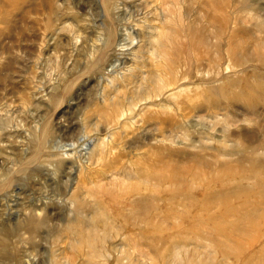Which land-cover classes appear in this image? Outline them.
Here are the masks:
<instances>
[{
    "label": "rangeland",
    "instance_id": "obj_1",
    "mask_svg": "<svg viewBox=\"0 0 264 264\" xmlns=\"http://www.w3.org/2000/svg\"><path fill=\"white\" fill-rule=\"evenodd\" d=\"M172 31L190 99L118 122L175 77ZM263 57L264 0H0V264H264Z\"/></svg>",
    "mask_w": 264,
    "mask_h": 264
},
{
    "label": "bare ground",
    "instance_id": "obj_2",
    "mask_svg": "<svg viewBox=\"0 0 264 264\" xmlns=\"http://www.w3.org/2000/svg\"><path fill=\"white\" fill-rule=\"evenodd\" d=\"M104 6V5H103ZM105 10V9H104ZM108 12V11H107ZM127 13H128V11H127ZM107 14V13H106ZM128 15V14H127ZM151 16V15H150ZM108 17V16H107ZM109 19V18H108ZM132 19V18H131ZM135 20V19H134ZM111 21V20H110ZM109 22V21H108ZM127 22V21H126ZM110 23V22H109ZM224 20H222V21H220V23H219V27H221V28H224L227 24H228V20L224 23ZM138 24V23H137ZM137 24H134V26L135 25H137ZM111 25H114V24H112L111 23ZM213 25V24H212ZM109 26V25H108ZM121 26V25H120ZM107 27V26H106ZM133 27V26H132ZM137 27V26H136ZM109 29H108V36L106 37V39L105 40H102L103 42H102V45H104V46H108L109 45V43H110V38H111V29H110V26L108 27ZM180 28V27H179ZM183 28H185L184 26H183ZM181 29V28H180ZM116 30V29H115ZM124 30V29H123ZM122 30V31H123ZM159 30V29H158ZM122 31H120V33L119 32H117V33H115V35L114 34H112V35H114L113 36V38H114V44L115 45H117L119 48H117L118 49V51L119 52H121V51H124V47H125V45H124V41L126 40V38H127V36H128V33L127 32H122ZM182 31L184 32V30L182 29ZM176 32L175 31H172L171 33H169V35L170 36H168V38L169 37H175L174 38V40H177L178 41V44L179 45H174L173 43H172V45H171V43H166L167 44V50H165V53H166V55H168V57H169V59L168 60H166V61H163V60H160V62L158 63V64H160V63H163V64H165V66L167 65H170V64H174V62H173V58H172V56L173 55H177V53H178V57H180L181 59H182V56H181V54H185L186 53V50H187V48H188V42H190V38H187V36L184 34V33H181V34H175ZM134 37V36H133ZM129 38H130V35H129ZM132 38V37H131ZM159 38L157 37V35H156V37H155V42H158L159 40H158ZM99 40V39H98ZM221 40V39H220ZM218 41V40H217ZM222 41V40H221ZM122 42V43H121ZM100 43V42H99ZM132 43V42H131ZM130 43V44H131ZM94 44V43H93ZM152 44H154L153 43V41H152ZM191 44V43H190ZM99 45V44H98ZM155 45H156V43H155ZM101 46V45H100ZM216 46H217V44H216ZM96 47V46H95ZM103 47V46H102ZM97 48V47H96ZM126 48H127V46H126ZM153 48H154V46H153ZM158 48V45H157V47H156V49ZM99 49V48H98ZM107 49V48H106ZM128 49V48H127ZM192 49V48H191ZM216 50V52H217V58L219 57V52H218V48H215ZM229 49V48H228ZM154 50H155V48H154ZM154 50H152V52L154 53L155 51ZM202 50H204V49H202ZM234 50V49H233ZM106 51V50H105ZM104 51V52H105ZM206 52V51H205ZM204 52V53H205ZM101 53H103V52H101ZM118 53V52H117ZM124 52H121V54H123ZM150 53H151V51H150ZM207 53V52H206ZM205 53V54H206ZM119 55V54H118ZM156 55V54H155ZM157 56H159V55H157ZM122 57V56H121ZM228 57V56H227ZM160 58V57H159ZM249 59V57L248 58H246L245 60H248ZM207 60V59H206ZM229 60V59H228ZM256 60H258L257 62L259 63V66H262V67H264V57L263 58H261V59H257L256 58ZM208 61V60H207ZM240 61V60H239ZM251 61V60H250ZM103 61H101V63H102ZM226 62H227V59H226ZM178 63H182V64H180V65H178L177 66V72H176V75H175V77L174 78H170L169 80H164L163 79V81H161L162 79H161V77H159V79H161L160 81L162 82L161 84L160 83H158V82H156V83H158V85L160 84L161 86H159L156 90L155 89H151V90H155V92L153 91V94L152 95H149L148 96V94L151 92H149L148 94H147V98H146V96H143V97H145V99H144V101L143 100H139V103L138 104H133L132 106H130L129 108H128V110L127 111H125V112H122L121 113V115L118 117V122L120 121V120H124L123 119V117H125V118H127V120H129V122H131L132 121V119H133V115H134V113H135V111H137L136 110V108L138 107V109H139V107H141V105H144V106H146V105H148V106H151V107H154L155 108V111H159V110H162L164 113L165 112H168V111H176V110H181L184 106H182V105H184L185 103L183 102L185 99H190L189 97H188V95H187V93H188V84H189V80L191 79V72H192V67L191 66H188V63H184V58L182 59V60H179L178 61ZM216 64H219V63H216ZM120 65H121V61H119V59H116L115 60V62H113V63H111L108 67H106V71H107V75L105 76V77H107V78H105L106 79V81H107V85H111L112 87H113V82H114V80L115 79H124L123 78V74L122 73H119V71H118V69H119V67H120ZM236 63L234 62V60H233V63H227L226 64V66H225V70H228L229 68H230V66H231V68L233 67L234 69H235V67H236ZM99 66H100V64H99ZM199 64H197L196 66H195V71H194V74H193V76L195 75V76H198V75H202L203 73H202V71H200L199 69H197V68H199ZM169 67V66H168ZM221 70V69H220ZM165 71V70H164ZM163 71V72H164ZM232 71V70H231ZM233 71H235V70H233ZM204 72V71H203ZM220 72V71H219ZM161 73H162V71H161ZM208 73V72H207ZM206 73V75H208V74H210V73H208L207 74ZM218 75V74H217ZM235 75V74H234ZM216 76V75H215ZM233 76V75H232ZM168 77V76H167ZM168 79V78H167ZM227 80V79H226ZM243 81V80H242ZM155 82V81H154ZM163 82H165V83H163ZM249 83V82H248ZM105 85V84H104ZM107 85H105L106 87H108ZM115 85V84H114ZM157 85V84H156ZM106 87H104L103 88V98H104V96H106ZM152 88L153 87H155V85L154 86H151ZM150 87V88H151ZM242 87V86H241ZM197 89V88H196ZM199 89V88H198ZM148 92V91H147ZM189 93H190V91H189ZM99 94H100V92H99ZM262 94V93H261ZM250 95V94H249ZM251 96V95H250ZM167 99V100H164V99ZM168 99H170V100H168ZM105 100V99H104ZM138 100V99H137ZM136 100V101H137ZM191 101V100H190ZM137 103V102H136ZM211 103H213L212 101H208V102H205V105H206V108L207 109H209V107L212 109V108H216L217 107V105L216 106H214V105H212ZM219 107H220V105H219ZM127 108V107H126ZM194 108H200L198 105H197V107H194ZM148 109V108H147ZM150 109V108H149ZM152 109V108H151ZM145 112V111H144ZM177 112V111H176ZM181 112V111H180ZM141 113H143V112H141ZM180 114V113H179ZM184 116V115H183ZM183 116H182V118H183ZM139 117H141V116H139ZM199 120H200V117L198 118ZM141 120H143V119H141ZM201 120H202V118H201ZM134 121H137V120H134ZM134 121H132L131 123H133ZM181 121H183L182 119H181ZM217 121V120H216ZM127 122V121H126ZM129 124V123H128ZM136 124V123H135ZM187 124V123H186ZM119 125V124H118ZM121 125V124H120ZM133 125V124H132ZM170 126H171V128H172V123L170 122V124H169ZM201 125V124H200ZM200 125H199V128H200ZM210 125V124H209ZM189 126V125H188ZM118 127V126H117ZM132 127V126H131ZM130 127V128H131ZM190 127V126H189ZM193 127V126H192ZM194 128V127H193ZM121 129V128H120ZM126 129H128V128H126ZM123 130V129H122ZM180 130V129H179ZM200 130V129H199ZM198 130V131H199ZM206 129H204V131H205ZM118 131V130H117ZM123 131H125V130H123ZM123 131H121V132H123ZM196 131V130H195ZM208 131V130H207ZM85 132H86V129H85ZM162 133V132H161ZM210 133V132H209ZM212 133H214V132H212ZM175 134V133H174ZM177 134V133H176ZM44 135V134H43ZM43 135L41 136V139L38 141V143H42V140L44 139V137H43ZM88 135V134H87ZM163 136H164V134H163ZM178 136V135H177ZM202 136V135H201ZM206 136V135H205ZM46 137V136H45ZM97 137V136H96ZM95 137V138H96ZM204 137V136H203ZM210 137V136H209ZM31 138V137H30ZM85 138V137H84ZM98 138H99V136H98ZM100 138H102V137H100ZM99 138V139H100ZM108 138H110L109 136H108ZM112 138V137H111ZM206 138V137H205ZM51 139V138H50ZM83 139V138H82ZM106 139V138H105ZM113 139V138H112ZM188 139V138H187ZM223 139V138H222ZM226 139V138H225ZM224 139V140H225ZM93 140H94V138L93 139H91V141L92 142H90L91 144H93L94 142H93ZM161 140V139H160ZM173 140V139H172ZM190 140V139H189ZM214 140V139H213ZM219 140V139H218ZM218 140H216L215 139V141H217V143H218ZM223 140V141H224ZM83 141V140H82ZM81 141V142H82ZM88 141V140H87ZM96 141V140H95ZM97 141H98V139H97ZM106 141V140H105ZM104 141V142H105ZM109 141V140H108ZM111 141V140H110ZM159 141V140H158ZM157 141V142H158ZM166 141V140H165ZM167 141H169V140H167ZM103 142V143H104ZM107 142V141H106ZM105 142V143H106ZM226 142V141H225ZM56 143V142H55ZM85 144L84 145V151H85V149H88L89 148V146H91V144ZM113 143V142H112ZM161 143V142H160ZM163 143V142H162ZM220 143H221V140H220ZM75 144V143H74ZM74 144H72L74 147H75V145ZM79 144V143H78ZM96 144H97V142H95V147L94 148H96ZM100 144V143H99ZM108 144V143H107ZM111 144V143H110ZM157 144H159V142L157 143ZM165 144V143H164ZM56 145V144H55ZM66 145V144H65ZM70 145V144H69ZM82 145H83V143H82ZM224 145V144H223ZM39 146V145H38ZM60 146V145H59ZM62 146V145H61ZM60 146V148L58 147V146H56L54 149H61V148H63V147H61ZM68 145H66V147H67ZM77 147H78V145H76ZM107 146H110V145H107ZM226 146V145H225ZM53 147V146H52ZM65 147V146H64ZM101 147H102V145H101ZM106 147V146H105ZM224 147V146H223ZM240 147V146H239ZM39 148V147H38ZM82 148V147H81ZM98 148H99V146H98ZM102 148H104V146L102 147ZM101 148V149H102ZM83 149V148H82ZM92 149H93V145H92ZM91 149V150H92ZM100 149V148H99ZM106 149H107V147H106ZM109 149V148H108ZM70 150V149H69ZM91 150H88L89 151V153H90V151ZM53 151V150H52ZM64 151V150H63ZM65 151H66V149H65ZM75 151H77V150H75ZM88 151H86V153L88 152ZM97 151V150H96ZM105 151V150H104ZM44 152V151H43ZM36 153V152H35ZM38 153V152H37ZM73 153V152H72ZM76 153V152H75ZM63 154H65V153H63ZM81 154V153H80ZM84 154V153H83ZM82 154V155H83ZM91 154V153H90ZM93 154H94V152H93ZM36 155V154H35ZM34 155V156H35ZM42 155V154H41ZM87 155V154H86ZM85 155V156H86ZM65 156V155H64ZM66 156H68V155H66ZM72 156V155H71ZM70 156V157H71ZM77 156V155H76ZM79 156V155H78ZM77 156V157H78ZM93 156V155H92ZM76 157V158H77ZM82 157V156H81ZM74 158V157H73ZM90 158H91V155H90ZM34 159H36V158H34ZM33 159V160H34ZM79 159V158H78ZM83 159V158H82ZM81 158H80V160H82ZM40 161V160H39ZM38 161V162H39ZM85 161V160H84ZM81 162V161H80ZM88 162V161H87ZM87 162H86V164H87ZM80 164V163H79ZM85 164V163H84ZM78 167V166H77ZM82 171H83V169H81ZM137 172V171H136ZM9 185V184H8ZM145 185V184H144ZM129 189H130V187H129ZM14 192V191H13ZM73 199H74V197H72ZM121 200V199H120ZM44 201V200H43ZM69 201V200H68ZM201 201V200H200ZM204 202V201H203ZM45 204H46V202H45ZM72 205H73V203H72ZM205 207V206H204ZM38 214V213H37ZM28 217H29V215H27ZM34 216H35V213H34ZM38 216H40V213L37 215V217ZM27 222H30L31 221V219L30 218H28L27 220H26ZM2 246L3 247H5V246H7V243H6V241H3V243H2ZM31 259V258H30ZM34 260V259H33ZM28 262V261H27Z\"/></svg>",
    "mask_w": 264,
    "mask_h": 264
}]
</instances>
